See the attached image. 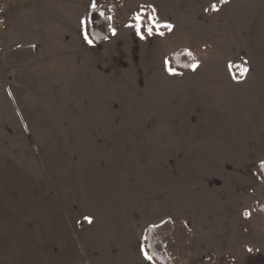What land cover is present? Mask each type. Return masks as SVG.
<instances>
[{
    "label": "rangeland",
    "instance_id": "rangeland-1",
    "mask_svg": "<svg viewBox=\"0 0 264 264\" xmlns=\"http://www.w3.org/2000/svg\"><path fill=\"white\" fill-rule=\"evenodd\" d=\"M10 2L0 264H156L147 227L174 264H264V0ZM88 9L108 10L100 45Z\"/></svg>",
    "mask_w": 264,
    "mask_h": 264
},
{
    "label": "trees",
    "instance_id": "trees-1",
    "mask_svg": "<svg viewBox=\"0 0 264 264\" xmlns=\"http://www.w3.org/2000/svg\"><path fill=\"white\" fill-rule=\"evenodd\" d=\"M121 0H96L101 3L102 8L107 3H118ZM101 8V9H102ZM100 14L99 9H88L84 15V34L86 38L94 45H100L111 34L110 21L108 18V10H103ZM146 26L140 28L141 33H146ZM190 59V58H189ZM170 70L176 72H188L190 64L188 63L185 55L181 52L174 53L167 59ZM256 178L261 183H264V163L258 164L253 169ZM256 204V208L262 210ZM264 216V213L262 212ZM171 233L175 242L180 245L187 246L188 240L190 241L191 232L187 226L180 220H175L171 223ZM143 249L148 258L156 264H174V260L170 259L164 251L158 236L154 234L151 227H147L143 235ZM245 250V248H243ZM210 257V256H209ZM203 259L199 264H212L211 258Z\"/></svg>",
    "mask_w": 264,
    "mask_h": 264
},
{
    "label": "built area",
    "instance_id": "built-area-1",
    "mask_svg": "<svg viewBox=\"0 0 264 264\" xmlns=\"http://www.w3.org/2000/svg\"><path fill=\"white\" fill-rule=\"evenodd\" d=\"M10 0H0V27L2 25V13L6 9L8 5H10ZM2 45V42H0V46Z\"/></svg>",
    "mask_w": 264,
    "mask_h": 264
},
{
    "label": "snow or ice",
    "instance_id": "snow-or-ice-1",
    "mask_svg": "<svg viewBox=\"0 0 264 264\" xmlns=\"http://www.w3.org/2000/svg\"><path fill=\"white\" fill-rule=\"evenodd\" d=\"M166 27H170V26H166ZM243 74V73H242Z\"/></svg>",
    "mask_w": 264,
    "mask_h": 264
}]
</instances>
